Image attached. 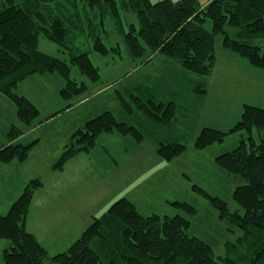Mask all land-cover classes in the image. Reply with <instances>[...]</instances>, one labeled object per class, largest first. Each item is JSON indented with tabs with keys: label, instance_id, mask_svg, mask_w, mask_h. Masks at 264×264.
I'll return each instance as SVG.
<instances>
[{
	"label": "trees",
	"instance_id": "1",
	"mask_svg": "<svg viewBox=\"0 0 264 264\" xmlns=\"http://www.w3.org/2000/svg\"><path fill=\"white\" fill-rule=\"evenodd\" d=\"M118 1L123 9L137 14L138 24L132 23L124 31L133 60L147 65L155 56H163L166 68L170 72L177 70L173 78L188 74L189 83L191 77L198 78L197 83L190 84V91L198 99L209 92L202 79L215 69L217 35L223 36L224 49L246 58L252 67L264 68V49L255 43L264 38V0H211L204 6L198 0H0V93L14 103L20 122L10 127L6 144L0 145L1 163L26 162L39 141H20L40 116V110L27 97L16 93L20 82L34 74L58 73L66 82L60 96L71 100L65 106L68 108L76 98L89 92L87 82L79 84L71 79L72 66L78 67L92 83L101 80L89 52H76L71 43L88 29L95 32L97 27L100 33L106 32L104 18L109 15L121 23ZM207 21L212 24L210 31L205 28ZM229 27L237 28L234 35L238 39L229 34ZM41 37L69 51V63L40 51ZM93 50L103 56L118 51L108 48L100 34L94 36ZM117 96L127 114L139 110L143 119L164 128L176 124L182 108L175 100L161 101L154 94L130 95L133 102L119 91ZM255 131L259 141L254 137ZM238 132L243 133L239 144L217 156L215 163L241 182L233 192L239 208L231 212L225 200L193 186V191L210 201L220 220L241 230L237 242L227 243L228 254L216 256L210 243L189 234L190 217L197 214L192 204L168 200L167 206L183 214L161 217L145 215L130 199L122 198L94 218L67 251L50 256L26 228L35 192L43 186L40 179H33L7 213L0 215V239L7 242L4 264H264V108L245 104L240 120L229 132L199 129L193 149L202 152ZM113 133L129 136L137 144L145 139L136 125L119 121L112 111H105L72 133L70 143L52 169L63 171L76 155L90 151L100 135ZM187 150L185 144L169 137L159 143L156 154L172 162Z\"/></svg>",
	"mask_w": 264,
	"mask_h": 264
},
{
	"label": "rangeland",
	"instance_id": "2",
	"mask_svg": "<svg viewBox=\"0 0 264 264\" xmlns=\"http://www.w3.org/2000/svg\"><path fill=\"white\" fill-rule=\"evenodd\" d=\"M210 1L198 0L202 6ZM118 2L121 23L117 24L109 15L104 18L106 32L100 33L101 29L97 27L95 32L88 29V33L76 36L71 43L76 52H89L101 73V80L92 83L78 67L72 66L71 79L79 84L85 81L89 87V92L78 99L87 98V101L80 104L75 112L51 118L58 110L67 108L65 106L71 101L60 96L66 82L58 73L30 75L15 89L17 94L27 97L40 110L35 121L37 127L23 136L26 143L39 141L26 162H0V214L21 194L24 181L26 186L30 180L40 179L43 186L35 192L26 228L53 256L67 251L93 219L102 216L119 199L128 198L143 214L161 217L183 214L167 206L168 200L185 201L197 209V214L190 217L189 234L210 243L216 256H224L228 254L227 243L237 242L242 232L228 221L220 220L210 201L193 191V186L197 185L212 196L225 200L231 212L239 208L233 200V192L241 182L222 171L215 158L233 150L243 133H231L223 143L202 152L193 149V143L199 129L204 127L229 132L240 120L245 104L264 108V68L252 67L246 58L224 49L223 36L217 35L215 69L209 77L202 79L209 92L198 99L190 91V84L197 83L198 78L192 75L190 83L188 74L183 78L180 74L178 79L173 78L177 70L170 72L162 61L166 59L163 56H155L147 65L141 60H133L124 31L132 23L138 24L137 14L132 9H123L122 2ZM97 23L98 19L95 25ZM205 28L211 30L210 21L205 23ZM228 30L234 39H238L239 36L234 35L237 28L229 27ZM97 34L102 36L108 48H117L118 51H111L107 56L95 52L93 44ZM255 43L264 49V38ZM39 50L68 63L70 61L69 51L61 50L57 44L43 37L39 40ZM159 75H162L161 80ZM105 85L108 88L103 89ZM136 88L139 96L154 94L158 100H175L182 106L176 124L164 128L143 119L141 115L144 114L139 110L133 115L127 114L118 102L117 91L132 101L130 95H137ZM99 89L103 92L98 93ZM105 111H112L119 121L136 125L145 135L144 142L137 144L129 136L118 133L100 135L90 151L76 155L63 171H54L53 164L70 143V137L79 124L81 127ZM12 125H20L16 107L0 93V145L6 144V135ZM169 137L188 147L172 162L156 154L159 143L166 142ZM254 137L259 141L256 131ZM129 140L142 145L140 153L130 147ZM136 161L138 167L131 168ZM15 187H20L21 191L17 192ZM3 252L0 249V264H4Z\"/></svg>",
	"mask_w": 264,
	"mask_h": 264
},
{
	"label": "crops",
	"instance_id": "3",
	"mask_svg": "<svg viewBox=\"0 0 264 264\" xmlns=\"http://www.w3.org/2000/svg\"><path fill=\"white\" fill-rule=\"evenodd\" d=\"M204 6V5H203ZM103 89H105V88H108V86H103L102 87ZM103 89H99L97 92L98 93H101V92H103L102 90ZM80 98H83V97H78V98H76L77 100H74L75 101V104H73L71 107H68V108H63V109H60V110H58V111H61L62 110V113H57V112H55L53 115H52V117L51 118H58L60 115H64V113L65 114H71V113H73V112H75V110H76V108L80 105V104H82V103H84L85 101H87V98H84V99H82V100H78V99H80ZM57 113V114H56ZM54 120V119H53ZM35 127H37V126H35ZM35 127H33L31 130H33ZM80 127V124H79V126L76 128V129H78ZM75 129V130H76ZM31 130H29V132L31 131ZM74 130V131H75ZM108 135V134H107ZM24 138L25 137H23V138H21L20 139V141H23L24 143H26L25 141H24ZM129 145H130V147H132L133 148V150H135V151H138L139 153L141 152V149H142V145H136V144H134V142L133 141H131V140H129ZM130 166V165H129ZM131 168H133V169H136L137 167H138V162L136 161L135 163H133L131 166H130ZM131 172V171H130ZM14 184V183H13ZM12 184V185H13ZM23 188H24V186H25V181L23 182ZM16 188V187H15ZM17 189V192H20L21 191V189H20V187H17L16 188ZM23 190V189H22ZM9 207L10 206H8V208L6 209V210H3L4 212L3 213H1L0 215H4V213L6 214L7 213V211H8V209H9ZM76 224V223H75ZM76 228V226L74 225L73 226V229H75ZM31 233H33V232H31ZM34 234V233H33ZM35 235V234H34ZM2 241V240H1ZM0 241V249H2V250H4L3 249V247L5 246L6 247V245H7V242L6 241H4V243H2ZM4 247V248H5Z\"/></svg>",
	"mask_w": 264,
	"mask_h": 264
}]
</instances>
